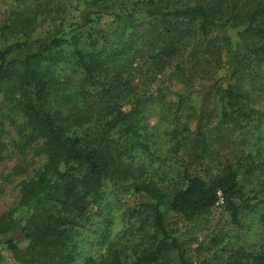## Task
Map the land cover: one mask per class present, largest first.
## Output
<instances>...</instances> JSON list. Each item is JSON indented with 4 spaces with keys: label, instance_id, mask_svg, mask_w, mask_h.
<instances>
[{
    "label": "trees",
    "instance_id": "obj_1",
    "mask_svg": "<svg viewBox=\"0 0 264 264\" xmlns=\"http://www.w3.org/2000/svg\"><path fill=\"white\" fill-rule=\"evenodd\" d=\"M76 3L81 9L72 24L61 17L64 7L55 0H30V7L14 10L0 22V94L10 110L21 107L27 118L22 127L29 126V135L42 140L48 158L43 176L21 184L23 213L0 225V264L2 251L17 264H123L130 258V264H191L184 244L166 228L165 215L171 212L191 223L221 203L238 226L240 215L257 206L256 201L239 197V179L249 167L230 165L210 180L179 172L181 180L173 187L167 177L146 178L149 168L135 167L138 155L151 162L162 156H155L159 147L148 122L151 98L142 106L129 81L122 82L130 53L141 50L132 45L130 29L138 15L148 19L150 26L138 35L139 41L150 48L158 64L169 62L175 77L185 83L187 91L175 94L174 123L164 131L168 141L179 151L189 146L200 156L207 155L211 136L203 128L204 115L196 119L193 114L189 101L193 92L208 88L206 100L217 96L220 127L242 130V122L250 121L256 111L247 109L238 83L216 80L197 88L192 79L218 68L224 48L235 63L231 80L241 55L264 60V0ZM71 67L83 83L98 86L102 99L89 101L90 113L79 109L64 118L59 106L73 102L61 76ZM52 85L56 91L50 95ZM84 88L81 92H89ZM79 95L81 99L76 94L72 101L87 105L88 96ZM49 101L57 105L52 107ZM104 102L105 108L100 107ZM184 111L187 115L182 118ZM117 129L128 138L114 140L111 136ZM113 190H129L142 203L127 212L125 227L107 243L109 233L102 230L113 221L104 216L102 203ZM90 238L98 248L105 246L98 258L91 257L89 249L83 251ZM256 249L239 246L222 264H264V245ZM208 258L213 259L209 264H216L221 257Z\"/></svg>",
    "mask_w": 264,
    "mask_h": 264
},
{
    "label": "rangeland",
    "instance_id": "obj_2",
    "mask_svg": "<svg viewBox=\"0 0 264 264\" xmlns=\"http://www.w3.org/2000/svg\"><path fill=\"white\" fill-rule=\"evenodd\" d=\"M55 2L64 7V14L61 17L66 23L72 24L77 21L81 9L76 3L77 0L72 3H66L63 0H55ZM28 7H30V0H0V22L8 18L14 10ZM134 21L135 26L130 29L135 40L132 45L136 44V50H141L130 53L129 68L126 70V77L123 75L122 82L129 81V88H133L142 106H147L149 103L147 99L151 98L152 108L149 110L148 122L159 147V152L155 153V156L159 154L162 156L161 160L151 162L148 158L138 155L135 157V167L141 164V167L149 168L145 173L146 178L167 177L168 183L173 187L172 185L181 180L179 172L185 171L187 176L210 180L223 173L227 166L238 163L244 168L249 167L248 173L243 174L239 179V197L241 201L250 199V203L255 201L257 203L256 207L245 210L240 215L238 226L232 224L230 214L219 203L191 223L184 222L179 216L169 212L165 215L166 228L184 244L187 251L185 257L191 264H209L212 258L208 257L214 254L221 257L219 261L216 260V264H222L225 258L239 246L246 247L247 250L250 248L253 252L257 251L258 246L264 245V60L259 61L241 55L238 57L239 68L231 80V73L236 71V69L233 70L235 63L230 60L224 48L218 68L204 76L200 74L192 79L197 88H202L204 85L209 87L207 85L216 80H220L221 83L229 81L238 83L237 87L245 94L244 104L247 109L255 110L256 114L250 121L242 122L245 125L242 130L220 127L217 125L220 118L217 96L208 97L206 100L208 88L199 89L197 93L193 92L190 95L189 101L194 109L193 114L197 116L195 118L198 119L200 114L205 117L203 128L209 130L208 133L211 136L210 151L202 156L199 150H193L189 146L179 151L172 141H168L164 131L171 123H174L171 116L176 102L175 94L187 91L185 83L175 77L169 62L158 64L151 57L150 48L147 45L142 46L139 41L138 35L143 34L150 26L148 19L138 15ZM43 28L46 29V26ZM44 32L45 30L39 31L37 36H41ZM72 70L73 67L69 68L61 76V81L65 80L64 83L68 87L67 93L72 96V99L76 94L79 99H81L79 94H82V98L86 95L88 101L85 105L80 100L72 101L71 99L72 105L59 106L64 118L68 115L74 116L79 109L90 113L89 101L102 99L101 92H98V86L95 83H83L80 73L72 74ZM54 82H58L59 85V79L53 80ZM82 87L89 92H81ZM55 91L52 85L50 95H53ZM20 94L21 90H18L15 95ZM102 97H105L103 93ZM22 100L25 99L22 98ZM49 102H52V107H55L53 106L55 102ZM7 103L0 94V145L3 146V151L0 153V225H5L6 221L11 218L16 219L23 213L24 209L20 205L21 184L29 179H39L48 165L42 140L35 134L29 135V126L22 127L27 122V118L21 107L10 110ZM168 103H170L169 106ZM105 106L104 102L100 107L105 108ZM49 107L51 108L50 104ZM168 108L169 111H167ZM185 115H187L186 111L181 117L184 118ZM193 125L194 122L190 124V127ZM21 129L23 133L19 134ZM73 129V126L70 127V130ZM111 137L114 140L121 138V141L128 138L119 129L115 130ZM219 137L223 140L220 141ZM139 203H142L139 196L129 190H113L112 193H108V198L102 203L104 216L111 217L108 221H113L109 227H103L102 230L103 233L106 231L109 233L107 243L115 241L125 227L127 212ZM86 249L90 250L93 258H98L105 252V246L98 248L93 238H90L83 251ZM1 257V264H17L8 252L2 251ZM130 260L125 259L123 264H130Z\"/></svg>",
    "mask_w": 264,
    "mask_h": 264
}]
</instances>
